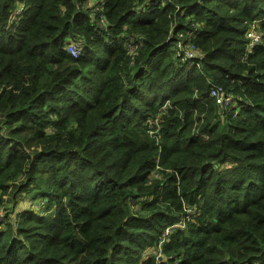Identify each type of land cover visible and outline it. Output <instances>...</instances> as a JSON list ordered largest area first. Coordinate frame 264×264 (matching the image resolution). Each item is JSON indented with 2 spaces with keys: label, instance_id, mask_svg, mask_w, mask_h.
<instances>
[{
  "label": "trees",
  "instance_id": "trees-1",
  "mask_svg": "<svg viewBox=\"0 0 264 264\" xmlns=\"http://www.w3.org/2000/svg\"><path fill=\"white\" fill-rule=\"evenodd\" d=\"M85 1L0 0V264H264V0Z\"/></svg>",
  "mask_w": 264,
  "mask_h": 264
},
{
  "label": "built area",
  "instance_id": "built-area-1",
  "mask_svg": "<svg viewBox=\"0 0 264 264\" xmlns=\"http://www.w3.org/2000/svg\"><path fill=\"white\" fill-rule=\"evenodd\" d=\"M97 9L98 8H96V10ZM254 23L255 22L250 23L246 31V36H248L249 38L248 47H252V45L256 43L260 37L259 34L254 31ZM100 24L102 27L106 26L107 24L106 19L103 15H100ZM173 25L174 22H172L171 27ZM124 46L132 60L133 55L137 52V49L140 46V39L136 38L135 36L128 35L124 40ZM174 46L178 50V55H180L183 59L192 58L196 56V53L198 52V47L193 45L188 39L187 35L182 31L176 33V40L174 42ZM66 50L72 56H78L81 52V45L78 44L76 40H69L66 44ZM208 94L210 97L214 98L217 103H220L224 107L236 105L233 97L228 92H226L224 88L220 85H210Z\"/></svg>",
  "mask_w": 264,
  "mask_h": 264
},
{
  "label": "rangeland",
  "instance_id": "rangeland-1",
  "mask_svg": "<svg viewBox=\"0 0 264 264\" xmlns=\"http://www.w3.org/2000/svg\"><path fill=\"white\" fill-rule=\"evenodd\" d=\"M83 5H85V6H91L90 5V1L89 0H86L85 2H84V4ZM255 23V27H254V31L256 32V33H258L259 34V40L257 41V42H260L261 41V36H262V31H260L259 30V28H258V21H254ZM248 37V36H247ZM256 42V43H257ZM255 44V43H254ZM253 44V45H254ZM252 45V46H253ZM246 50L247 51H250L251 50V47H246ZM17 197H18V203H17V206L15 207V211L17 212V211H20L21 210V208H23V207H25L26 206V200L28 199V197H29V195H26L24 192H21L19 195H17ZM3 198H5V199H14L11 195H8V194H6V195H4L3 196ZM8 204V205H7ZM11 205H12V201H5V202H0V223L2 222V221H10L12 218H13V216L12 215H8L7 214V210H8V207H11Z\"/></svg>",
  "mask_w": 264,
  "mask_h": 264
},
{
  "label": "clouds",
  "instance_id": "clouds-1",
  "mask_svg": "<svg viewBox=\"0 0 264 264\" xmlns=\"http://www.w3.org/2000/svg\"><path fill=\"white\" fill-rule=\"evenodd\" d=\"M92 6H93V4H92ZM92 6H91V7H92ZM96 8H97V7H96ZM96 8H95V9H96ZM97 10H99V9H97ZM248 26H249V25H248ZM246 31H247V30H246ZM136 38H139V39H140V44H141V37L138 36V37H136ZM248 43H249V41H248ZM248 43H247L246 47L248 46ZM65 48H66V45H65ZM81 50H82V48H81ZM67 52H68V51H67ZM70 55H71V54H70ZM79 55H80V54H79ZM79 55H78V56H79ZM74 57H76V56H74ZM196 65H198V64L196 63ZM216 85H218V84H216ZM220 86H221V85H220ZM224 90H225V89H224ZM225 91H226V90H225ZM226 92H227V91H226ZM229 94H230V93H229ZM232 97H233V96H232ZM211 98H212V97H211ZM233 99H234V98H233ZM234 102H235V104L237 103V102L235 101V99H234ZM235 104H234V105H235ZM227 107H228V106H227ZM232 107H233V110H234V111L237 110V109H236L237 105L232 106Z\"/></svg>",
  "mask_w": 264,
  "mask_h": 264
},
{
  "label": "crops",
  "instance_id": "crops-1",
  "mask_svg": "<svg viewBox=\"0 0 264 264\" xmlns=\"http://www.w3.org/2000/svg\"><path fill=\"white\" fill-rule=\"evenodd\" d=\"M89 1H90V5L92 6V4H94L96 0H89ZM88 7H90V6H88Z\"/></svg>",
  "mask_w": 264,
  "mask_h": 264
}]
</instances>
